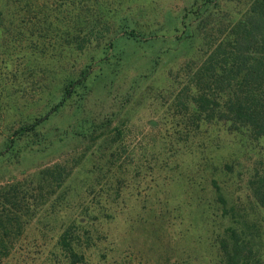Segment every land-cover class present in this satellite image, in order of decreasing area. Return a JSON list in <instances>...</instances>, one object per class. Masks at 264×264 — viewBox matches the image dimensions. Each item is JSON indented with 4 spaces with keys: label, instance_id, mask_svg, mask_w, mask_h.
<instances>
[{
    "label": "rangeland",
    "instance_id": "1",
    "mask_svg": "<svg viewBox=\"0 0 264 264\" xmlns=\"http://www.w3.org/2000/svg\"><path fill=\"white\" fill-rule=\"evenodd\" d=\"M247 6L0 0V153L34 124L15 155L0 157L12 249L0 264H67L57 240L71 224L82 264H219L227 228L264 264V208L252 194L264 185L263 141L196 122L187 93L193 70ZM76 20L110 28L75 53L67 41ZM53 167L65 171L61 185L41 174Z\"/></svg>",
    "mask_w": 264,
    "mask_h": 264
},
{
    "label": "trees",
    "instance_id": "2",
    "mask_svg": "<svg viewBox=\"0 0 264 264\" xmlns=\"http://www.w3.org/2000/svg\"><path fill=\"white\" fill-rule=\"evenodd\" d=\"M222 1L230 3L235 0ZM245 1L248 2L245 12L232 23L230 31L220 38L212 51L204 56L198 68L191 73L190 89L187 90L188 102L196 122L212 120L226 124L229 131L242 130L253 140H262L264 144V0ZM195 19L197 20L198 17ZM202 23L203 21L200 24ZM204 26L207 25L204 24ZM72 27L73 34L69 35L67 42L75 53H82L92 43H97L100 32H107L110 28L107 22L99 24L97 21H88L81 24L77 20L73 22ZM184 30L192 35L196 29L192 31L189 25H186ZM120 34L132 40L138 37L132 29H124ZM112 40L107 42L112 43ZM94 47L97 48V44ZM85 69H90L89 65H86ZM87 70L82 71L80 75L83 76ZM73 83L68 81L64 85V96L69 94ZM33 128L34 124H30L14 131V138L9 139L0 157L5 152L15 155L16 153L12 151L13 143L23 136L30 135ZM41 174L44 180L57 185H61L66 176L64 169L59 167L46 169ZM213 186L217 192L220 211L224 212L225 202L215 184ZM252 194L256 205L264 208L262 182L253 189ZM4 212L6 209L2 205L0 256H7L10 250L12 251L3 239V236L7 237V234H4L8 230L6 224H10L6 221L8 216L2 214ZM72 226L71 224V227L63 230L58 236L57 249L63 253L67 264H82L84 255L76 253V238ZM222 235L218 241L219 264H260L258 255L253 254V250L245 242L246 239H243L242 232L237 233L227 228ZM50 262V264H59L55 260Z\"/></svg>",
    "mask_w": 264,
    "mask_h": 264
}]
</instances>
